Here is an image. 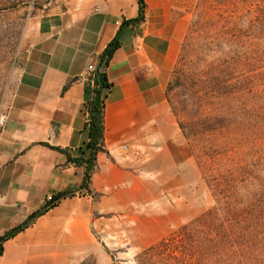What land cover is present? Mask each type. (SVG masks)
I'll return each mask as SVG.
<instances>
[{"label": "crops", "instance_id": "0c3cea01", "mask_svg": "<svg viewBox=\"0 0 264 264\" xmlns=\"http://www.w3.org/2000/svg\"><path fill=\"white\" fill-rule=\"evenodd\" d=\"M144 2L145 19L131 24L137 0H58L32 19L0 128V237L42 210L49 195H71L7 240L0 264H113L135 253L113 251L120 230L143 251L182 223V203L159 204V195L181 200L188 190L181 169L193 167L167 91L191 18L175 0ZM120 31L119 49L101 68L112 84L104 149L84 187L86 165L68 155L89 156L80 154L94 97L89 67ZM150 204L152 211H140Z\"/></svg>", "mask_w": 264, "mask_h": 264}, {"label": "rangeland", "instance_id": "374dc122", "mask_svg": "<svg viewBox=\"0 0 264 264\" xmlns=\"http://www.w3.org/2000/svg\"><path fill=\"white\" fill-rule=\"evenodd\" d=\"M57 1L0 0V123L15 87L27 29L38 12L57 5ZM175 8L177 12L187 13L193 24L185 58L178 65L171 92L177 118L184 122L191 136L186 138L181 130L190 148L193 167L184 165L181 169L183 184L188 188L182 199L176 200L160 192L159 204L181 202L184 218L162 240L172 238L169 251L164 252L145 253L162 241L138 251L132 248L133 237L120 230L113 251L134 250L135 253L133 258L118 257L113 264H223L224 258L210 259V224L227 221L224 212L229 204L239 211L260 208L257 262L264 264V187L257 180L264 179V0H175ZM213 16L219 20L220 30H226L228 21L237 18L239 29L245 34L241 50L236 46L231 49L245 54L244 60L229 71L232 70V82L248 80L255 84L251 85L252 91L236 98L210 96V73L220 74L228 71L229 66L222 64L229 53L225 45L221 50L225 55L221 51H210ZM251 26H256L255 31ZM216 119L218 122L214 125ZM212 129L215 131H210ZM154 207L150 204L139 209L152 211ZM210 210H214V214L210 215ZM202 217L203 225H193L186 236L179 234L183 226ZM198 232L206 233L207 237L201 235L199 241L192 243L197 240L192 234ZM205 240L209 241L207 246L198 244Z\"/></svg>", "mask_w": 264, "mask_h": 264}, {"label": "trees", "instance_id": "16d2710c", "mask_svg": "<svg viewBox=\"0 0 264 264\" xmlns=\"http://www.w3.org/2000/svg\"><path fill=\"white\" fill-rule=\"evenodd\" d=\"M140 4V14L139 17L135 20H131L126 24L136 23L143 21L145 19V2L144 0H137ZM219 20L213 16L210 20V51L219 52L222 50L223 45L229 49V53L226 54L225 59L223 60V65H229L228 71H222L220 74H216L215 72L210 73V96L215 97H222V98H236L241 96L248 90H251V85L255 84L254 82H250L248 80H238L236 82H232V70L229 71L230 68H233L235 65H241L242 61L244 60L245 54L241 55L239 53H235V51L231 50L234 46L238 47L239 51L241 50V44H244L245 34L244 32L239 29V22L236 19H231L228 21V25L226 30L219 29ZM256 26H251L250 29L255 31ZM193 24L191 23L189 33L187 35L186 41L184 43L183 51L178 61V65L181 64L183 59L185 58V47L186 42L188 40L189 34L192 33ZM122 31V30H121ZM119 32L117 37L110 42L102 56L100 57L99 65L97 66L94 74H93V81H94V97L89 105V124L87 126L88 133H89V141L85 148L80 150V154H84L85 150L89 151L88 158H83V156L78 158H72L68 155V160L72 163L77 165H86V172H85V182L84 187L88 186L90 178L96 168V157L98 153L102 152L104 149V109L105 105L103 102V94L105 90L110 89L112 84L109 82L108 76L106 71H101V67L103 64L107 67L113 58L115 52L119 49L121 45V34ZM228 35L231 37L229 38ZM220 40V41H217ZM238 42V43H237ZM222 55H225L224 50L221 51ZM178 65L176 66L172 80L168 87V97L170 101V105L174 114L177 117V110L174 107V103L172 102L171 92L173 91V81L174 75L177 74ZM236 66V67H237ZM90 87V84L88 85ZM178 124L180 129L183 131L186 138H190L191 136L187 134L188 130L179 118ZM217 119L214 122L217 123ZM225 129V128H223ZM210 131H215L214 129ZM192 136H197L192 135ZM64 153H66L64 151ZM260 181V186L264 187V179ZM237 187V186H236ZM236 187L234 190H236ZM229 192V188L227 192ZM71 195L70 193H63L58 195L55 198V201L52 204H46V206L30 215L28 219L21 224L20 226L10 230L4 236L0 237V257L3 255L4 252V243L18 235L20 232L27 229L38 217L46 213L49 209L57 205L58 201L62 198ZM217 211V209H216ZM222 213L224 209L220 210ZM225 215L227 221L221 222L219 225L210 224V259H218L224 258L223 264H258L257 262V248L258 244L260 243L258 240L259 235V228H260V208L253 210L252 208L246 210H238V207L234 206L233 204H229L225 208ZM214 214V210H210V215ZM203 225V217L189 223L188 225L183 226L179 234L182 233L186 236V232L190 230L193 225ZM204 236L207 237V234L204 232H198L197 234H192V238L197 236V240L192 242L195 243L199 241V238ZM183 236V237H184ZM212 237H214L212 239ZM196 238V237H195ZM170 239L164 240L159 244L155 245L154 247L145 251L146 254H153L156 252H164L169 251V243ZM183 239V238H182ZM198 244L201 246H207L209 241H200Z\"/></svg>", "mask_w": 264, "mask_h": 264}, {"label": "built area", "instance_id": "2783aa9c", "mask_svg": "<svg viewBox=\"0 0 264 264\" xmlns=\"http://www.w3.org/2000/svg\"><path fill=\"white\" fill-rule=\"evenodd\" d=\"M105 67H106L105 64H103V66H102L101 68L104 69ZM96 68H97V67H94V66H90V67H89V72H90V74H91V78H93V74H94ZM108 91H109V89L105 90V92H104V94H103V97H102L103 102H104V105H105V100H106V96H107ZM5 119H6V117H5V115H4V116H3V119H2V121H1V123H0V128H1L2 125L4 124ZM124 149L127 150L128 148H127V147H124ZM46 201H47V204H52V203L55 201V196H53V195H49V196L47 197Z\"/></svg>", "mask_w": 264, "mask_h": 264}]
</instances>
